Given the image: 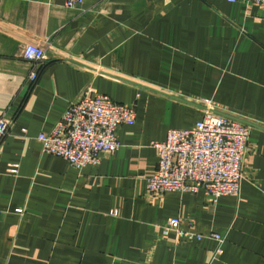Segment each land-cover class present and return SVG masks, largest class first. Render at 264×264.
I'll list each match as a JSON object with an SVG mask.
<instances>
[{
    "label": "crops",
    "instance_id": "obj_1",
    "mask_svg": "<svg viewBox=\"0 0 264 264\" xmlns=\"http://www.w3.org/2000/svg\"><path fill=\"white\" fill-rule=\"evenodd\" d=\"M28 43L47 48L32 84ZM88 86L135 105L121 147L82 169L42 153ZM251 125L239 196L147 194L153 142L205 113ZM0 264H264V9L247 0H0ZM19 165L18 173L10 171ZM181 227L225 237H180Z\"/></svg>",
    "mask_w": 264,
    "mask_h": 264
},
{
    "label": "built area",
    "instance_id": "obj_2",
    "mask_svg": "<svg viewBox=\"0 0 264 264\" xmlns=\"http://www.w3.org/2000/svg\"><path fill=\"white\" fill-rule=\"evenodd\" d=\"M83 1L66 0V5L79 7ZM247 1L264 9V0ZM23 55L33 64L30 79L34 84L46 62L47 48L28 43ZM194 101L206 107L204 116L192 127L169 129L164 141L152 143L158 152V166L147 177V194L203 191L214 200L224 195L239 196L245 179L244 160L251 125L216 112L210 98L201 97ZM136 121L135 105L116 102L88 86L77 100L70 103L51 130L39 134L38 141L42 153L60 156L75 168L82 169L88 165H99L103 154L117 151L121 147L117 135L119 127L133 125ZM12 125V118H0V157L2 142ZM18 167L13 165L10 171L17 174ZM3 214L0 211V219ZM166 226L188 239L209 237L220 243L225 239L219 233L204 235L185 230L179 217L168 220Z\"/></svg>",
    "mask_w": 264,
    "mask_h": 264
},
{
    "label": "rangeland",
    "instance_id": "obj_3",
    "mask_svg": "<svg viewBox=\"0 0 264 264\" xmlns=\"http://www.w3.org/2000/svg\"><path fill=\"white\" fill-rule=\"evenodd\" d=\"M204 98H206V97H204Z\"/></svg>",
    "mask_w": 264,
    "mask_h": 264
}]
</instances>
